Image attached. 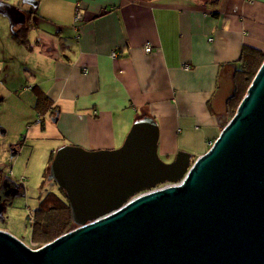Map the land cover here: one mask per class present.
<instances>
[{"label": "crops", "instance_id": "1", "mask_svg": "<svg viewBox=\"0 0 264 264\" xmlns=\"http://www.w3.org/2000/svg\"><path fill=\"white\" fill-rule=\"evenodd\" d=\"M245 45L264 51V0H0V75L9 73L0 107L24 92L36 108L38 87L56 107L34 109L35 125L55 139L52 153L117 148L145 113L159 124L161 158L183 150L193 159L227 122Z\"/></svg>", "mask_w": 264, "mask_h": 264}, {"label": "water", "instance_id": "2", "mask_svg": "<svg viewBox=\"0 0 264 264\" xmlns=\"http://www.w3.org/2000/svg\"><path fill=\"white\" fill-rule=\"evenodd\" d=\"M159 135L144 114L117 148H57L48 177L74 226L38 248L0 229V264H264V61L194 161L183 150L161 158Z\"/></svg>", "mask_w": 264, "mask_h": 264}, {"label": "rangeland", "instance_id": "3", "mask_svg": "<svg viewBox=\"0 0 264 264\" xmlns=\"http://www.w3.org/2000/svg\"><path fill=\"white\" fill-rule=\"evenodd\" d=\"M13 66V63L9 64L8 69ZM8 76L9 73L4 71L0 75L4 81ZM28 96L21 92L7 97L0 107V167L21 186L20 193L1 201L0 229L9 230L29 246L38 248L41 245L31 241L33 213L39 204L40 195L53 186L47 169L51 149L56 142L48 132L43 133L41 125H35L38 122L36 108L31 109ZM30 117L33 118L32 127L28 129L25 121ZM46 125L47 131L53 129V118L48 119Z\"/></svg>", "mask_w": 264, "mask_h": 264}, {"label": "trees", "instance_id": "4", "mask_svg": "<svg viewBox=\"0 0 264 264\" xmlns=\"http://www.w3.org/2000/svg\"><path fill=\"white\" fill-rule=\"evenodd\" d=\"M206 4L216 5L220 0H201ZM264 61V51L245 45L239 59L240 66L233 75V91L226 101L227 121L235 114L239 103L247 92L253 78ZM38 95L36 109L42 116L52 112L56 107H52V101L38 87H34ZM52 110V111H51ZM139 114L137 117L143 116ZM53 152L49 160L50 163L54 157ZM49 166L47 174H49ZM9 178L4 169L0 170V193L3 188L4 180ZM42 183V186H44ZM31 241L43 245L62 235L74 226L71 207L65 191L58 186V191H47L40 195V201L33 213Z\"/></svg>", "mask_w": 264, "mask_h": 264}, {"label": "built area", "instance_id": "5", "mask_svg": "<svg viewBox=\"0 0 264 264\" xmlns=\"http://www.w3.org/2000/svg\"><path fill=\"white\" fill-rule=\"evenodd\" d=\"M82 19H83V13L81 12V10H77L76 13H75V22L80 21V20H82ZM75 29L78 30V26H77V24L75 25ZM211 40H212V38H211ZM144 49H145L146 52H150V51L152 50V45H151L150 43H146L145 46H144ZM115 55H116V52L113 51V56H115ZM183 67L186 68V69H189V68H190V65H189V64H183ZM86 70H87V69H85V71H86ZM170 183H172V182H170V181H166V182H164V183L157 184V185H156L155 187H153V188L140 190V191H138V192L132 194V195L129 197L128 200H130V199H134V198H136L137 196H140V195H142V194H145V193H147V192H149V191H152V190H154V189H156V188L163 187V186H165V185H167V184H170ZM31 220H33V216L31 217ZM34 245H35V244H34Z\"/></svg>", "mask_w": 264, "mask_h": 264}, {"label": "flooded vegetation", "instance_id": "6", "mask_svg": "<svg viewBox=\"0 0 264 264\" xmlns=\"http://www.w3.org/2000/svg\"><path fill=\"white\" fill-rule=\"evenodd\" d=\"M52 184L54 186H57V184L53 180H52ZM20 192H21V186L17 184L12 177L9 176V178H6L4 180L3 188L0 193L1 201L6 198H12L15 194Z\"/></svg>", "mask_w": 264, "mask_h": 264}, {"label": "bare ground", "instance_id": "7", "mask_svg": "<svg viewBox=\"0 0 264 264\" xmlns=\"http://www.w3.org/2000/svg\"><path fill=\"white\" fill-rule=\"evenodd\" d=\"M39 247V246H38Z\"/></svg>", "mask_w": 264, "mask_h": 264}]
</instances>
